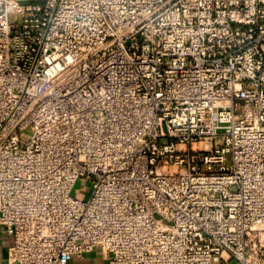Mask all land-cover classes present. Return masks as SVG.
<instances>
[{"label": "built area", "instance_id": "1", "mask_svg": "<svg viewBox=\"0 0 264 264\" xmlns=\"http://www.w3.org/2000/svg\"><path fill=\"white\" fill-rule=\"evenodd\" d=\"M0 235L264 264V0H0Z\"/></svg>", "mask_w": 264, "mask_h": 264}, {"label": "crops", "instance_id": "2", "mask_svg": "<svg viewBox=\"0 0 264 264\" xmlns=\"http://www.w3.org/2000/svg\"><path fill=\"white\" fill-rule=\"evenodd\" d=\"M10 244V237L0 235V264H7V250ZM69 264H108L102 252L99 249L85 253L81 258H72Z\"/></svg>", "mask_w": 264, "mask_h": 264}, {"label": "rangeland", "instance_id": "3", "mask_svg": "<svg viewBox=\"0 0 264 264\" xmlns=\"http://www.w3.org/2000/svg\"><path fill=\"white\" fill-rule=\"evenodd\" d=\"M79 184H77V186H78ZM80 197L82 196V195H79Z\"/></svg>", "mask_w": 264, "mask_h": 264}]
</instances>
